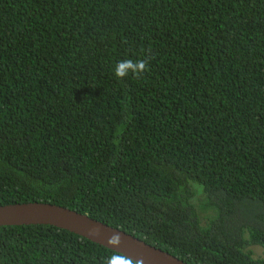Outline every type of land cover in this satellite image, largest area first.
<instances>
[{
    "label": "trees",
    "instance_id": "obj_1",
    "mask_svg": "<svg viewBox=\"0 0 264 264\" xmlns=\"http://www.w3.org/2000/svg\"><path fill=\"white\" fill-rule=\"evenodd\" d=\"M146 56L141 79L114 77ZM20 202L187 264H264V0H0V205ZM113 254L0 226V264Z\"/></svg>",
    "mask_w": 264,
    "mask_h": 264
},
{
    "label": "water",
    "instance_id": "obj_2",
    "mask_svg": "<svg viewBox=\"0 0 264 264\" xmlns=\"http://www.w3.org/2000/svg\"><path fill=\"white\" fill-rule=\"evenodd\" d=\"M44 224L79 235L109 250L143 264H187L159 248L145 243L118 228L93 219L86 214L47 202H20L0 205V226ZM119 234V247L109 246L107 239Z\"/></svg>",
    "mask_w": 264,
    "mask_h": 264
},
{
    "label": "clouds",
    "instance_id": "obj_3",
    "mask_svg": "<svg viewBox=\"0 0 264 264\" xmlns=\"http://www.w3.org/2000/svg\"><path fill=\"white\" fill-rule=\"evenodd\" d=\"M150 59V56L135 61L132 59H124L114 66L113 75L117 80H122L128 77L129 74L135 79H141L142 74L148 70ZM120 242L121 238L119 234H113L107 239L109 246L119 247ZM103 264H132V261L123 254H113L104 260ZM136 264H143V258H139Z\"/></svg>",
    "mask_w": 264,
    "mask_h": 264
},
{
    "label": "rangeland",
    "instance_id": "obj_4",
    "mask_svg": "<svg viewBox=\"0 0 264 264\" xmlns=\"http://www.w3.org/2000/svg\"><path fill=\"white\" fill-rule=\"evenodd\" d=\"M251 250L253 252V256L255 257L261 256L263 254V249L261 247L253 246Z\"/></svg>",
    "mask_w": 264,
    "mask_h": 264
}]
</instances>
